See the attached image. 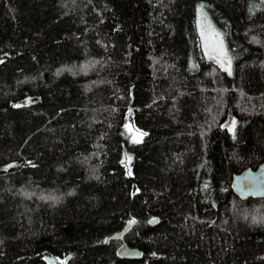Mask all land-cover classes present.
Segmentation results:
<instances>
[{"label":"trees","instance_id":"obj_1","mask_svg":"<svg viewBox=\"0 0 264 264\" xmlns=\"http://www.w3.org/2000/svg\"><path fill=\"white\" fill-rule=\"evenodd\" d=\"M262 163V0H0V264H264Z\"/></svg>","mask_w":264,"mask_h":264},{"label":"water","instance_id":"obj_2","mask_svg":"<svg viewBox=\"0 0 264 264\" xmlns=\"http://www.w3.org/2000/svg\"><path fill=\"white\" fill-rule=\"evenodd\" d=\"M231 187L234 195L242 201L252 199H264V163L260 164L256 169H245L234 175L231 180ZM152 224H156L157 220H153ZM133 224L129 223L119 233L113 235L111 239H121L131 228ZM117 255L122 260H139L142 257V251L138 248L129 247L123 243L117 250ZM50 264H54V260L47 259Z\"/></svg>","mask_w":264,"mask_h":264},{"label":"rangeland","instance_id":"obj_3","mask_svg":"<svg viewBox=\"0 0 264 264\" xmlns=\"http://www.w3.org/2000/svg\"><path fill=\"white\" fill-rule=\"evenodd\" d=\"M203 16L206 17V19H203L200 15V12L198 11L197 29H198V33L201 39V45H202L203 52L208 59H210L211 61H213L215 64H217L220 67L217 61L213 59L212 57L215 55V52L213 51V45L218 46L219 42L222 41L223 50L227 54L228 59H230L231 61L230 74L228 71L222 69L221 67L220 68L227 74L231 75L233 73V58L229 50V47L227 45L225 36L220 30H218L215 27L211 18L209 17L208 13L205 10H203ZM202 32L204 33L203 37H202ZM206 45H207V48H206Z\"/></svg>","mask_w":264,"mask_h":264},{"label":"snow or ice","instance_id":"obj_4","mask_svg":"<svg viewBox=\"0 0 264 264\" xmlns=\"http://www.w3.org/2000/svg\"><path fill=\"white\" fill-rule=\"evenodd\" d=\"M262 2H264V0H262ZM198 11L200 12L201 17L203 19H206V17L203 16V6H201V8ZM203 35L204 33L202 32V37ZM206 48H207V45H206ZM213 51L215 52V55L212 58L217 61V63L220 65L222 69L228 71L230 74L231 61L230 59H228L227 54L223 50L222 41L219 42L218 46L213 45ZM17 107H19V105H17ZM126 128H128V126H126ZM128 130L131 132L130 128H128ZM145 135H147V133H142V132H139V130H136V132L132 133L131 135L132 142L140 143ZM130 159H131L130 157H126V160H128L129 162H130ZM125 167H127V164H125ZM129 175H131V169H129ZM131 223L135 224L136 222L133 220L131 221Z\"/></svg>","mask_w":264,"mask_h":264}]
</instances>
